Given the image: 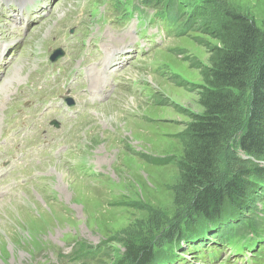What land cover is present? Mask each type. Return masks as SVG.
I'll use <instances>...</instances> for the list:
<instances>
[{
  "label": "rangeland",
  "instance_id": "374dc122",
  "mask_svg": "<svg viewBox=\"0 0 264 264\" xmlns=\"http://www.w3.org/2000/svg\"><path fill=\"white\" fill-rule=\"evenodd\" d=\"M175 2H179L182 10L173 5ZM203 2L208 8L207 20L196 22L191 30H185L183 20L190 13L179 0H174L169 7L160 4L156 16L146 15L158 22L168 40L156 43L148 53L139 49L136 67L127 66L119 73L123 75L117 74L118 84L111 87L109 97L89 108L91 116L87 124L71 134L74 143L71 157L62 156L64 147L57 149L54 144L44 142L36 125L28 124L30 133L24 124L18 126L21 133L18 138L32 143L26 149L30 154L25 163L39 162L40 167L35 171L45 178L17 191L12 184L15 179L10 173L12 166L1 170L5 177L0 181V264H118L125 250L120 239L123 232L142 231L155 243V238L171 225L190 221L194 197L184 202V198H180L181 172L175 161L184 153L186 140L182 135L189 122L188 114L202 112L199 92L204 74L201 66H210L211 49L222 44L202 29L203 24H212L215 31L222 33L219 25L228 23L232 13L253 22L264 37V0ZM97 3L93 0L84 13L95 12ZM124 6L128 9L116 16L117 23L110 18L93 37L86 38L77 30L68 34L70 28L77 29L79 19L72 0H58L42 22L26 31L25 38L19 42L22 50L5 60L12 62L0 65V81L7 69L19 64L21 74L26 73L23 82L32 81L33 87H37L43 81L42 71H39L44 67L46 52L60 47L68 53L66 60L75 63L77 59H84L86 50L92 47L89 43L92 38H98L103 50L132 38L130 34H122L120 27L131 18L130 0H125ZM17 32V27L12 28L0 18V43L17 42ZM16 83L10 80L13 89L0 107V137H4L0 150L17 122H28V87L12 95ZM54 94H59L58 88ZM236 97L242 110L239 118L243 120L248 94H236ZM12 102L19 105L15 115L8 111ZM36 121L34 118L32 123ZM4 151L19 161L18 154L9 146H5ZM90 159L94 168L105 175L76 179L69 165ZM161 160L166 162L159 163ZM260 161L263 160L241 152L233 142L227 149H221L217 172L225 178L238 164L264 167ZM81 174L78 170L77 176ZM252 179L255 187L260 185L259 178ZM253 191L246 201L252 210H261L264 216V194ZM101 242L107 245L108 252L91 258L80 256L81 244L90 250ZM194 264L201 263L195 261Z\"/></svg>",
  "mask_w": 264,
  "mask_h": 264
},
{
  "label": "trees",
  "instance_id": "16d2710c",
  "mask_svg": "<svg viewBox=\"0 0 264 264\" xmlns=\"http://www.w3.org/2000/svg\"><path fill=\"white\" fill-rule=\"evenodd\" d=\"M173 5L179 7V2ZM207 16L206 4H197L186 17V29L191 30L199 21L205 23ZM211 25L203 24L202 29L222 44L211 49L210 66H201L204 74L199 92L202 112L188 114L189 122L182 135L186 140L184 153L175 161L181 172L180 198L183 197L184 202L194 197L190 221L171 225L155 238V243L142 231L123 232L120 239L125 250L118 264H157L156 257L162 256L166 258L161 264H165L179 259L175 248L180 247L181 240L192 245L200 241L202 235L221 239L232 229L239 232L243 227L234 223L233 218L238 214L247 215L252 209L246 201L247 195L253 190L264 194V167L238 164L229 176L222 178L216 164L221 149H227L233 142L241 152L256 156L264 164V37L253 22L232 13L228 23L219 25L222 33ZM243 93L248 94V103L245 117L240 120L242 110L236 94ZM161 161L159 163L166 162ZM253 177L261 180L257 187ZM254 211L257 216L258 210ZM235 237L224 238L236 242ZM88 249L87 245H80L82 258L106 253L109 248L101 242ZM234 250L241 251L242 246H233Z\"/></svg>",
  "mask_w": 264,
  "mask_h": 264
},
{
  "label": "bare ground",
  "instance_id": "6f19581e",
  "mask_svg": "<svg viewBox=\"0 0 264 264\" xmlns=\"http://www.w3.org/2000/svg\"><path fill=\"white\" fill-rule=\"evenodd\" d=\"M199 5H201V3H199ZM24 68L25 67H23V69ZM21 69H22V67L19 64H14L12 66V69H7L6 70L4 79L0 81V96H2V98H0V107H2L4 105V103L6 102L5 99H6L7 94L13 89V87L9 85L10 80L17 81L16 84L21 83V82L24 81V77H25L26 73L23 72L21 74ZM8 71H9L10 74H7ZM20 189H22V188H20ZM3 226H5V224Z\"/></svg>",
  "mask_w": 264,
  "mask_h": 264
}]
</instances>
